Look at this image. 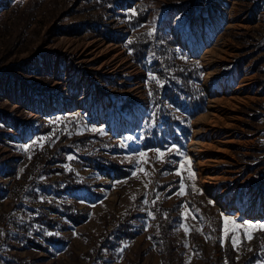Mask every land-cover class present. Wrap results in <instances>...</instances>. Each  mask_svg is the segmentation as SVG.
<instances>
[{
    "label": "rangeland",
    "instance_id": "374dc122",
    "mask_svg": "<svg viewBox=\"0 0 264 264\" xmlns=\"http://www.w3.org/2000/svg\"><path fill=\"white\" fill-rule=\"evenodd\" d=\"M10 1L18 0H0V12ZM126 1L146 7L150 30L160 27L175 39L179 34L181 41H176L180 48L201 64L205 111L190 122V139L184 149L173 145L160 150L166 153L163 160L157 158L156 150H141L136 135L147 110L143 91L150 74L131 61L123 45L107 44L88 32L67 34L66 28L77 26L84 17L52 18L53 8L47 2L32 24L41 28L37 41L23 53L0 62V185L9 189L23 175L26 164L22 161L45 143L40 138H47L35 135L37 124L43 120L50 123L57 112L81 115L85 122L93 118L99 126L91 124L89 130L109 140L113 152L107 157L124 166L129 176L110 181L93 171L78 169L85 186L76 192V200L69 201L86 219L74 225L50 214L57 237L46 249H31L27 242H18L24 233L12 223L15 216L18 225L29 223L28 234L36 235L31 237L33 241L45 245L39 236L44 231L36 225L31 228L26 211L45 209L43 200L35 204L23 200L19 204L25 210L21 212L14 211L11 198L0 200V264L12 256L32 264H227V246L236 252L238 260L242 244L250 245L253 239L247 240L240 232L241 242L234 248L231 239L223 238V216L238 222L264 223V0ZM26 2L20 1L19 7ZM132 11L103 15V21L125 30L127 36L125 19L119 14ZM106 45L113 49L104 51ZM218 46L227 53L226 60L216 64L218 81L239 89L236 95L242 92L252 98L235 109L239 120L229 129L235 141L230 168L236 180L227 207L219 206L204 191L196 158L189 152L193 123L208 112L210 101L203 86L207 71L202 57ZM4 49L0 38V60ZM127 96L132 101L123 109L120 99ZM26 145L31 146L27 151ZM141 151L147 153V162H139ZM139 167L149 175L139 172ZM189 169L194 178H190ZM182 177L185 194L178 195ZM220 187L218 193L223 189ZM185 206L190 213L187 218ZM122 225L132 226L136 233L132 240L116 241ZM184 226L190 229L187 234ZM256 233L264 231H254L253 236Z\"/></svg>",
    "mask_w": 264,
    "mask_h": 264
},
{
    "label": "trees",
    "instance_id": "16d2710c",
    "mask_svg": "<svg viewBox=\"0 0 264 264\" xmlns=\"http://www.w3.org/2000/svg\"><path fill=\"white\" fill-rule=\"evenodd\" d=\"M20 1L23 0L10 1L0 12V38L6 46L0 62L23 53L37 41L41 28L33 27L32 24L36 14L47 2L53 8L50 10V17L57 20L79 14L84 17L83 22L70 26L72 28L67 27V34L80 36L88 32L103 38L107 44L123 45L132 62L161 82L157 84L151 78L145 80L148 85L145 86L143 95L147 110L136 135L140 149L165 150L173 145L185 148L191 134L190 122L205 111L207 97L202 87V66L197 59L180 48L169 31L160 27L155 30L148 28L149 11L144 5L131 4L126 0H27L21 8ZM128 10H135L136 14H119V17L125 19L127 36L125 30L103 21V15L113 17ZM150 31L153 32L151 36L148 35ZM120 101L125 109L131 104L132 98L127 96ZM50 118L51 124L43 120L36 126L35 135L47 136L49 139H45L43 147L33 149L30 156L22 161L26 164L23 175L9 189L0 185V200L11 198L15 203V212L25 210L19 204L23 200L30 204L43 200L46 205L45 209H26L31 217V228L36 225L44 231L39 236L45 245L33 241L31 237L36 235L28 234L29 223L25 222L20 226L17 216L13 218V226L24 233L22 240L17 241L27 242L31 249H46L45 246L56 243L54 239L57 233L52 226L55 221L50 218V214L60 215L74 225L85 221L83 212L69 201L76 200V192L85 186L77 175L78 169L93 171L110 181L129 176L124 166L107 157L113 152L109 140L103 138L100 132L89 130L91 124H96L93 118L85 122L81 115L65 116L62 112H57ZM70 156L73 159H68ZM51 232L52 235L49 234ZM263 235L264 233L254 234L250 245L243 243L238 260L236 252L227 246L224 250L227 264H264ZM135 236L132 226L122 225L115 239L130 241ZM4 264L32 263L12 256Z\"/></svg>",
    "mask_w": 264,
    "mask_h": 264
},
{
    "label": "bare ground",
    "instance_id": "6f19581e",
    "mask_svg": "<svg viewBox=\"0 0 264 264\" xmlns=\"http://www.w3.org/2000/svg\"><path fill=\"white\" fill-rule=\"evenodd\" d=\"M176 39L178 42L181 41L179 34L176 35ZM185 46L192 52L188 44ZM112 49V45L103 46L106 52ZM226 58L227 53L222 47L219 49V46L206 51L202 57L207 71L203 86L209 92L210 101H208V112L199 116L193 123L194 133L189 144V152L196 158L198 174L204 191L212 195L219 206L225 205V207L228 206L227 197L233 192L232 183L236 180L234 171L230 168V151L235 141L229 129L239 120L234 112L235 109L237 110L238 106L252 100L250 95L243 96L242 92L236 95L235 92L239 89H230L227 81H218L220 73L216 64L225 61ZM220 186L223 189L221 193H218ZM233 197L234 195L231 199Z\"/></svg>",
    "mask_w": 264,
    "mask_h": 264
},
{
    "label": "snow or ice",
    "instance_id": "6c2138e0",
    "mask_svg": "<svg viewBox=\"0 0 264 264\" xmlns=\"http://www.w3.org/2000/svg\"><path fill=\"white\" fill-rule=\"evenodd\" d=\"M136 12L135 10L132 11V15H135ZM149 36L153 35V32L150 31L148 33ZM129 43H131V41H129ZM150 78L153 79V80H156V77L155 76H151L150 74ZM156 83L157 84H160L161 82L159 80H156ZM152 93L150 92L149 95H151ZM45 139H49V138H45V137H42L40 138L41 141L45 140ZM129 139H132L131 137H129ZM33 144H36L37 141H33L32 142ZM30 145H26L25 146V150H29L30 149ZM41 147H43V144H41ZM175 147V146H173ZM173 149H169L168 151H172ZM157 151V158L160 159V160H163V158L166 156V153L163 152V151H160V150H156ZM178 151V149H177ZM138 156L140 158V161L139 162H147L146 158H147V153L146 152H139L138 153ZM68 159H73V157H68ZM138 162V163H139ZM183 164H181V168H183ZM67 170L71 171L70 168H68ZM138 171L139 172H143L145 175H149V173L145 172L144 168L142 167H139L138 168ZM189 172H190V169H189ZM176 175L180 176L181 175V172L180 171H177L175 173ZM133 175H137V172L134 171L133 172ZM190 178H194V173H191L190 172ZM185 185L183 183V177L181 178V183H180V192L177 193L178 195H184L185 194ZM145 203H147V201H145ZM186 207V211L184 213L185 217L187 218V216L190 214L189 211L187 210V206ZM149 215H151V213H149ZM195 218V217H193ZM264 231V223H252V222H248V221H244V222H238L236 219L234 218H231V217H228V216H223V238L224 240H228V239H231V243H232V246L234 248H238L239 247V244H240V240L238 239V234L240 232H243L244 234V237L247 239V240H252L253 239V232L254 231ZM184 231L185 233L187 234L190 229L188 226H184ZM198 231H200L198 229ZM50 234V233H49ZM207 238V237H206Z\"/></svg>",
    "mask_w": 264,
    "mask_h": 264
}]
</instances>
